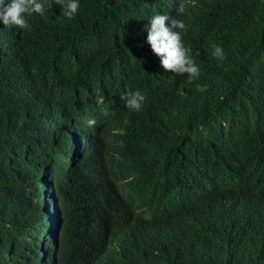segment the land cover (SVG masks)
<instances>
[{
  "label": "trees",
  "instance_id": "1",
  "mask_svg": "<svg viewBox=\"0 0 264 264\" xmlns=\"http://www.w3.org/2000/svg\"><path fill=\"white\" fill-rule=\"evenodd\" d=\"M185 3L191 82L147 43L176 0L0 22V264H264V0Z\"/></svg>",
  "mask_w": 264,
  "mask_h": 264
},
{
  "label": "clouds",
  "instance_id": "2",
  "mask_svg": "<svg viewBox=\"0 0 264 264\" xmlns=\"http://www.w3.org/2000/svg\"><path fill=\"white\" fill-rule=\"evenodd\" d=\"M170 4L173 0H169ZM53 5H60L63 14L72 18L79 10V0H0V22L4 29L15 26V29H31L27 17L33 14H43L46 10L52 9ZM186 10L185 0H176L175 16L168 13L153 14L146 25L147 43L151 51L160 60V66L165 71H171L178 75L187 74L189 82L199 78V69L195 62L188 55V50L182 44L181 32L187 26L183 20L176 18ZM213 56L220 61L225 59L223 49L219 45L213 46ZM199 91H205L206 86L199 87ZM144 95L136 91H126L121 100L125 102V107L131 111H140L143 106ZM103 95L96 96L97 105L104 104ZM97 124L95 118L87 120V126L92 128Z\"/></svg>",
  "mask_w": 264,
  "mask_h": 264
},
{
  "label": "bare ground",
  "instance_id": "3",
  "mask_svg": "<svg viewBox=\"0 0 264 264\" xmlns=\"http://www.w3.org/2000/svg\"><path fill=\"white\" fill-rule=\"evenodd\" d=\"M134 1V0H133ZM144 2V1H143ZM150 6V5H149ZM120 188V187H119ZM122 188V187H121ZM121 188L119 190H121ZM122 191V190H121Z\"/></svg>",
  "mask_w": 264,
  "mask_h": 264
}]
</instances>
